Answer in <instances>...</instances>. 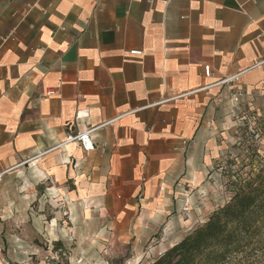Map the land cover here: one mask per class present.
I'll return each instance as SVG.
<instances>
[{
    "label": "crops",
    "instance_id": "crops-1",
    "mask_svg": "<svg viewBox=\"0 0 264 264\" xmlns=\"http://www.w3.org/2000/svg\"><path fill=\"white\" fill-rule=\"evenodd\" d=\"M256 123L264 0H0V264H35L38 242H180ZM91 127L93 150L62 145Z\"/></svg>",
    "mask_w": 264,
    "mask_h": 264
},
{
    "label": "rangeland",
    "instance_id": "rangeland-1",
    "mask_svg": "<svg viewBox=\"0 0 264 264\" xmlns=\"http://www.w3.org/2000/svg\"><path fill=\"white\" fill-rule=\"evenodd\" d=\"M240 133L239 144L232 145L231 152L223 153L221 159L217 161L219 165L215 164L210 171L201 191L196 193L194 190L196 195L186 201L188 209L185 210L192 214L191 227L193 226L188 232L206 222L214 210L230 200L234 193L233 182L246 178L264 164L262 126L257 123L247 124L242 126ZM254 133H258L259 137L255 138ZM188 232L177 233L176 238H181ZM177 243L155 241L136 246L134 242H88V244L78 242L77 245L69 243L55 253L45 245V242H38L41 251L37 254L36 249L31 248L28 255L32 256L35 252L33 255L35 264H150L172 244ZM38 256L41 260L36 259Z\"/></svg>",
    "mask_w": 264,
    "mask_h": 264
},
{
    "label": "trees",
    "instance_id": "trees-1",
    "mask_svg": "<svg viewBox=\"0 0 264 264\" xmlns=\"http://www.w3.org/2000/svg\"><path fill=\"white\" fill-rule=\"evenodd\" d=\"M232 184L225 205L150 264H264V164Z\"/></svg>",
    "mask_w": 264,
    "mask_h": 264
},
{
    "label": "built area",
    "instance_id": "built-area-1",
    "mask_svg": "<svg viewBox=\"0 0 264 264\" xmlns=\"http://www.w3.org/2000/svg\"><path fill=\"white\" fill-rule=\"evenodd\" d=\"M131 54L133 55H141L143 53L142 50H131ZM205 73L207 75L210 74V66H205ZM89 116V110L88 109H80L76 113V119H85ZM97 127H91L87 130L78 131L75 133H70L67 135L66 139L62 143V145L70 144V143H76L79 146H81L84 150L90 151L95 148V142L93 138V132Z\"/></svg>",
    "mask_w": 264,
    "mask_h": 264
}]
</instances>
